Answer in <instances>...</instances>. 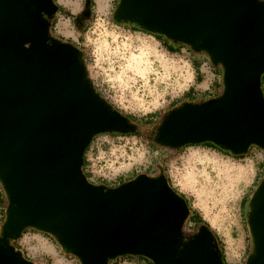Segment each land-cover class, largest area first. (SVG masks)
<instances>
[{"label": "water", "instance_id": "obj_1", "mask_svg": "<svg viewBox=\"0 0 264 264\" xmlns=\"http://www.w3.org/2000/svg\"><path fill=\"white\" fill-rule=\"evenodd\" d=\"M56 11L53 0H0V186L8 202L0 264H33L9 245L26 229L50 235L79 264L122 256L224 264L208 227L182 235L189 209L164 176L139 175L110 189L83 175L95 136L128 131L95 90L81 51L50 38L43 15ZM113 20L183 44L222 69V92L174 107L154 129L156 146L264 150V0H120ZM246 223L245 264H264V175Z\"/></svg>", "mask_w": 264, "mask_h": 264}, {"label": "rangeland", "instance_id": "obj_2", "mask_svg": "<svg viewBox=\"0 0 264 264\" xmlns=\"http://www.w3.org/2000/svg\"><path fill=\"white\" fill-rule=\"evenodd\" d=\"M95 1L89 5L88 19L78 27L74 21L84 10L85 0H53L71 17L57 11L51 16L54 24L49 31L50 38L69 41L81 51L98 94L119 113L134 119L135 128L126 134L93 138L83 165L89 182L113 189L139 175L164 176L216 236L225 263L244 264L252 246L246 223L247 201L264 175V150L251 146L237 157L203 145L169 150L152 142L154 128L164 116L189 102L184 96L189 89L195 88L197 102L222 92L221 87L214 88L215 82L221 86L222 69L213 66L205 54L193 53L183 44L168 51L146 29L114 21L120 0ZM149 115H155L156 124L145 127L140 120ZM7 205L0 186V227ZM191 225L186 219L181 229L184 237L195 234L189 231ZM9 245L33 264H79L52 237L36 230H24ZM117 264L152 262L140 256H123Z\"/></svg>", "mask_w": 264, "mask_h": 264}, {"label": "trees", "instance_id": "obj_3", "mask_svg": "<svg viewBox=\"0 0 264 264\" xmlns=\"http://www.w3.org/2000/svg\"><path fill=\"white\" fill-rule=\"evenodd\" d=\"M89 1V5L90 6H92L93 5V1L92 0H88ZM57 6V11H59L60 13H62L63 14V16H66V17H68V18H70L71 16H70V14L69 13H65V10L62 8V7H60V6H58V5H56ZM56 11V12H57ZM48 18H52L53 19V17H47V20H48ZM54 21V20H53ZM50 23V27H49V31L51 32V29L53 28V24H54V22H49ZM119 23H128V22H119ZM129 24H134V23H129ZM134 25H137V24H134ZM138 26V25H137ZM140 27V26H139ZM151 34H155V35H159V34H157V33H153V32H150ZM162 36V35H161ZM169 40V39H168ZM68 43H71V42H69L68 41ZM178 44V43H177ZM180 45H182V44H180ZM165 47V49L166 50H168V51H172L173 49H172V47H169V46H164ZM221 74H222V71H221ZM222 76V75H221ZM222 78V77H221ZM196 80L197 81H199L200 80V77H199V74H197V77H196ZM263 83H264V75L262 76V91H263V95H264V86H263ZM221 88H222V82H221V86H220ZM95 88V87H94ZM95 90H96V88H95ZM98 93V92H97ZM218 91L214 94L215 96L217 95L218 96ZM213 95V96H214ZM184 96L188 99L187 101H190V102H197V101H195V98H193L194 97V95H191V89H189L185 94H184ZM216 96V97H217ZM113 107V106H112ZM114 108V107H113ZM115 109V108H114ZM116 110V109H115ZM116 111H118V110H116ZM121 114V113H120ZM155 115H149V116H147L146 118H144V119H141L140 121H142V122H144V126L145 127H150V126H153L154 124H156L155 122H156V117H154ZM126 117H129V118H131L132 120H134L133 119V117H130V116H126ZM135 121H136V119H135ZM138 121V120H137ZM158 125V124H157ZM156 125V126H157ZM155 126V127H156ZM155 129V128H154ZM114 134H121V133H117V132H113ZM200 145H203V146H205V147H209V148H212V149H215V150H218V151H222V152H224V153H230V151H228V150H226V149H223L222 147H220V146H217V145H214V144H212V143H204V144H199V146ZM90 146V145H89ZM89 146H88V148H89ZM190 146V145H189ZM88 148L85 150V152H84V156H83V158H84V163H85V154H86V152L88 151ZM168 149V148H167ZM170 150V149H169ZM249 150V149H248ZM235 156H237V157H240V156H242V154L241 155H235ZM84 163H83V165H84ZM82 172H83V175L85 176V178L87 179V181L89 182V177H90V175L89 174H87V173H85V171H84V169H83V166H82ZM124 181H122V182H120V183H118L119 185H121V183H123ZM167 182H168V184H169V186L173 189V191H175L185 202H186V204H187V206H188V209H189V215H188V217H187V219L189 220V222H191L192 223V225L191 226H189V231H196L195 233H197V231H198V229L201 227V226H206V227H208V225L206 224V223H204V221L202 220V218L198 215V214H196V213H193V211H191V209H190V206H189V204H188V202H187V200L185 199V197L182 195V194H180L179 192H177V190L175 189V188H173L172 186H171V184L169 183V181L167 180ZM90 183V182H89ZM259 184V183H258ZM254 192V191H253ZM247 202H249V200L247 201ZM247 205H248V203H247ZM209 228V227H208ZM33 230V229H32ZM43 235H45V236H50V235H48V234H45V233H42ZM215 236V235H214ZM51 237V236H50ZM215 239H216V242H217V245H218V247H219V250H220V254H221V258H222V261L224 262V264H226L225 263V261H224V257H223V254H222V251H221V248H220V245H219V242H218V240H217V238H216V236H215ZM16 241V240H15ZM15 241H9V243L10 242H15ZM12 246V245H11ZM13 248H14V250L15 251H17V252H19L14 246H12ZM252 251V250H251ZM20 253V252H19ZM251 253V252H250ZM21 254V253H20ZM22 255V254H21ZM23 256V255H22ZM123 257V256H122ZM139 257V256H138ZM141 257V256H140ZM118 258H121V257H117V258H115V259H113V260H108V264H115V261H116V259H118ZM144 259H146V258H144ZM245 264V263H244Z\"/></svg>", "mask_w": 264, "mask_h": 264}, {"label": "flooded vegetation", "instance_id": "obj_4", "mask_svg": "<svg viewBox=\"0 0 264 264\" xmlns=\"http://www.w3.org/2000/svg\"><path fill=\"white\" fill-rule=\"evenodd\" d=\"M87 2L89 3L88 0H85V7H84V10L82 11V13L80 14V16L74 21L75 25L80 27L82 24H84L86 22V20L88 19L89 17V5H88V13L86 12V8H87ZM87 13V15H86ZM46 19H47V16L43 15ZM54 18H48V21L50 22H53ZM154 38L157 39V41H159L160 44H162L163 46H169V47H175L177 46V43L171 41V40H168L165 36H161V35H155L153 34ZM56 40H61V39H56ZM62 41V40H61ZM68 42V41H67ZM126 122V128H127V131L130 132L131 129H134L135 128V124L133 122V120L129 117H126L125 115L121 114ZM131 180V179H130ZM119 186V185H117ZM116 185L113 187H117ZM4 245V241H0V246H3Z\"/></svg>", "mask_w": 264, "mask_h": 264}, {"label": "crops", "instance_id": "obj_5", "mask_svg": "<svg viewBox=\"0 0 264 264\" xmlns=\"http://www.w3.org/2000/svg\"><path fill=\"white\" fill-rule=\"evenodd\" d=\"M94 3L96 2L95 0H92ZM218 86L220 87V85L217 83V82H215V84H214V88H215V91L218 89ZM208 88V87H207ZM194 90H195V88L194 87H192V89H191V95H194ZM215 91H214V93H215ZM210 92V91H209ZM205 94H207V93H205ZM212 95H214V94H211V95H208L207 97H212ZM197 99H195V101H196ZM190 102V101H189ZM50 251L51 252H55L51 247H50ZM56 253V252H55Z\"/></svg>", "mask_w": 264, "mask_h": 264}, {"label": "built area", "instance_id": "obj_6", "mask_svg": "<svg viewBox=\"0 0 264 264\" xmlns=\"http://www.w3.org/2000/svg\"><path fill=\"white\" fill-rule=\"evenodd\" d=\"M90 179V178H89ZM91 183V182H90ZM121 258H119V260H120ZM115 264H117V259H116V261H115Z\"/></svg>", "mask_w": 264, "mask_h": 264}]
</instances>
